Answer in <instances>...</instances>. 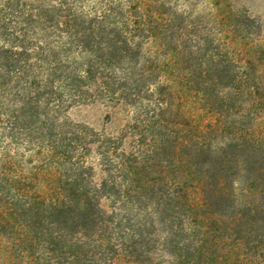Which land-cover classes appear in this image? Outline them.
Masks as SVG:
<instances>
[{
    "label": "trees",
    "instance_id": "trees-1",
    "mask_svg": "<svg viewBox=\"0 0 264 264\" xmlns=\"http://www.w3.org/2000/svg\"><path fill=\"white\" fill-rule=\"evenodd\" d=\"M180 1L0 0V237L14 260L146 264L160 246L170 264H264L254 61ZM250 21L223 16L234 37ZM175 93L213 122L169 119ZM91 100L131 111L117 136L64 121Z\"/></svg>",
    "mask_w": 264,
    "mask_h": 264
},
{
    "label": "rangeland",
    "instance_id": "rangeland-1",
    "mask_svg": "<svg viewBox=\"0 0 264 264\" xmlns=\"http://www.w3.org/2000/svg\"><path fill=\"white\" fill-rule=\"evenodd\" d=\"M178 6H181V9L191 8L195 15L203 17L206 27L210 28V31L211 28H214V31L218 29L221 34L217 38L221 42L227 43L232 53L238 55L240 59L251 58L254 61L255 74L259 78L258 92L264 97V0H185L184 4L180 1ZM234 11L243 12L251 20L247 26H243V30L239 31V34L235 37L232 34H227L229 28L223 23V16ZM168 94H170L168 89L163 88L161 98L167 100ZM170 96L172 97L171 107L167 117L176 123L187 121L190 125L187 124L184 129H190L194 122L200 123L202 126L213 122L209 115L197 111L191 101H183L180 94L175 93ZM63 116L67 124L85 127L95 134H102L105 137H115L129 122L131 111L101 101L94 102L91 100L70 107ZM259 118L256 119L257 125L254 126L253 132L255 135L264 137V118ZM23 155L19 157L18 163L25 173L29 172L30 174L32 172L31 168L37 166L36 158L32 154L25 153ZM86 162L93 167L90 174L94 173L95 182H100L101 167L97 165L93 152L86 159ZM105 206H110V204L106 203ZM149 251L148 263L146 264H170V259L165 255V251L161 250L160 246L156 250ZM12 253L14 251L10 242H6L0 237V264H26L19 259L14 260L15 256ZM119 264L139 263L122 261Z\"/></svg>",
    "mask_w": 264,
    "mask_h": 264
}]
</instances>
